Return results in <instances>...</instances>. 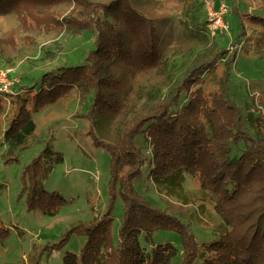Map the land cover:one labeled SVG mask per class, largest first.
I'll use <instances>...</instances> for the list:
<instances>
[{"label": "trees", "instance_id": "1", "mask_svg": "<svg viewBox=\"0 0 264 264\" xmlns=\"http://www.w3.org/2000/svg\"><path fill=\"white\" fill-rule=\"evenodd\" d=\"M70 1L74 5L68 15L47 11L42 16L43 26L57 33L89 30L94 48L82 62L45 71L36 93L28 98L30 105L21 104L3 131L6 161H11L34 133L31 111L73 89L79 99L93 93L86 115L92 119L100 113L111 122L112 139L101 140L92 133L94 143L109 153V209L73 229L87 238L81 253L67 254L64 264H170L178 248L170 241H156L153 234L160 230L179 235V264H264V117L250 111L244 114L231 98V59L211 95L200 85L201 73L208 71L223 51L202 53L200 60L188 64L186 71L171 77L167 85L149 80L153 83L137 104L124 89L122 75L112 68L119 60L132 73L164 69L157 25L133 0ZM184 1L191 6L196 3ZM256 1L260 10L247 18L261 28L264 39V0ZM35 3L0 0V15L33 17ZM3 44L0 38V53ZM123 115L130 117L116 122L117 116ZM144 144L150 147V156ZM62 161L60 152L45 147L26 166L23 176L30 181L29 208L52 215L64 202L59 193L43 190L40 182ZM145 166L153 179L195 176L201 191L213 199V209L224 228L213 239L199 243L181 217L157 207L135 188L134 181ZM116 190L123 209L113 237L111 206ZM6 233L0 224V237Z\"/></svg>", "mask_w": 264, "mask_h": 264}, {"label": "rangeland", "instance_id": "2", "mask_svg": "<svg viewBox=\"0 0 264 264\" xmlns=\"http://www.w3.org/2000/svg\"><path fill=\"white\" fill-rule=\"evenodd\" d=\"M90 1L105 3L108 0ZM133 1L157 25L165 63L164 69L132 73L116 61L112 69L122 75L124 89L132 96L131 101L137 104L143 101L153 83L149 80L167 85L171 77L182 75L188 64L200 60L202 53L223 51L224 55L219 53L214 65L201 73L203 90L208 95L216 90L226 71V62L231 59L228 67L231 98L244 114L250 111L264 117V39L261 28L247 18V14L260 10L259 2L195 0V5L191 6L184 0ZM221 4L227 7L224 18L228 27L213 30L210 12L216 11ZM73 5L70 0H36L33 17L29 14L22 19L15 14L0 15V38L4 42L0 69H10L11 82L7 92L0 91V96L3 95L0 109V224L7 230L4 237H0V264H64L67 254L78 256L81 253L87 238L85 233L73 229L94 221L109 209V153L94 143L92 133L101 140L112 139L111 122L100 113L92 119L86 115L92 92L79 99L78 92L73 89L53 103L32 110L35 130L28 145L11 161H6L5 156L7 144L3 131L21 104L30 105V95L36 93L42 74L58 66L82 62L86 53L94 48V38L89 30L72 33L66 29L57 33L49 32L43 26L42 16L47 15V11L63 17L70 13ZM129 117L117 116L116 122ZM45 147L63 156V161L55 164L40 181L43 190L55 191L64 199L52 215L37 207L29 208L30 181L23 176L32 158ZM143 147L150 156V147L145 144ZM186 176L153 179L145 166L134 185L157 207L181 217L199 243L206 242L224 228L223 221L213 209V199L201 191L199 180L192 174ZM122 209V200L116 190L111 206L113 237ZM153 237L156 241H170L178 248L170 264H179V235L160 230L155 231ZM142 243L145 242L142 240Z\"/></svg>", "mask_w": 264, "mask_h": 264}, {"label": "built area", "instance_id": "3", "mask_svg": "<svg viewBox=\"0 0 264 264\" xmlns=\"http://www.w3.org/2000/svg\"><path fill=\"white\" fill-rule=\"evenodd\" d=\"M226 13L227 7L224 4L219 5L216 11L210 12V14L213 16V22L211 23L213 30H215L217 27H228V22L224 18ZM9 73L10 69H0V91H8V88L11 84L9 81Z\"/></svg>", "mask_w": 264, "mask_h": 264}]
</instances>
